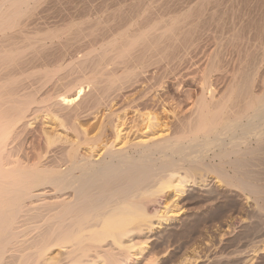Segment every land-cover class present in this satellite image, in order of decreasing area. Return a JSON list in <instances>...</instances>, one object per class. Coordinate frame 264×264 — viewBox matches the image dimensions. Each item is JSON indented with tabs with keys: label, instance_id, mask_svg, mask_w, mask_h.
<instances>
[{
	"label": "bare ground",
	"instance_id": "6f19581e",
	"mask_svg": "<svg viewBox=\"0 0 264 264\" xmlns=\"http://www.w3.org/2000/svg\"><path fill=\"white\" fill-rule=\"evenodd\" d=\"M69 1L0 0V264H264V3Z\"/></svg>",
	"mask_w": 264,
	"mask_h": 264
},
{
	"label": "rangeland",
	"instance_id": "374dc122",
	"mask_svg": "<svg viewBox=\"0 0 264 264\" xmlns=\"http://www.w3.org/2000/svg\"><path fill=\"white\" fill-rule=\"evenodd\" d=\"M78 1L79 2L81 1L82 2V0H70L69 2H78ZM102 1H105V0H102ZM261 1H262V3H264L263 2L264 0H261ZM261 1H257L258 2L257 4H254L256 2H253L254 5H257V6H255L256 9H254L255 8V7H253L254 5L251 4V6L253 5L252 7H253L254 10H257L259 12L262 7L264 8V4L262 5V7L260 6L261 5ZM246 2H247L246 3V6H249L250 3H252L250 1H246ZM83 3H84V5H93V4L96 5L98 3L97 6H99L100 5L99 3H102V2H101V0L100 1L99 0H84ZM242 4L245 6V1L242 2ZM258 4H260V5H258ZM259 6L261 8H259ZM255 14H254L253 17H258V19H255V18L252 17V20L255 19L256 22H258L259 19H260V17H259L260 15L255 16ZM262 18H264V17H262ZM255 20H253V21H255ZM253 21L250 20V22H253ZM259 22H262V21H259ZM204 41H202V43L200 44V47L199 48H201V50L198 51V64L200 65L199 66L200 69H201L202 65L204 66V65H206L208 63V60H209V58H210V56H211V54L213 53V50H214V48H213L214 47L213 46L214 41L213 40H211L210 38H205ZM229 51L230 50H227L225 52H229ZM225 52H223V54ZM230 52L228 53V55H226L227 53H225V57L227 58V57H229L231 55L230 56L231 59L230 58H227L226 60H224L225 59V58H223L224 55L223 54L221 55L222 56L221 57L222 60H220V62L222 61L221 64L225 63V65H226L228 63V65L226 67L224 66V64H223L222 67H220V65H219V67L222 68L221 70L224 71V73L221 72L223 76L226 74L225 71H227V73L230 75V73L234 70V68H236L238 66L237 65L238 62H236L237 61V58H238L237 54L234 53L233 51H230ZM233 54H236L237 57L236 56H233ZM219 59H220V57H219ZM228 60H230V63L228 62ZM231 62H232V65H231ZM229 70H230V72H228ZM156 75H159V74H156ZM217 75L214 73L213 76H212V79L215 76L216 77L219 76V75L218 76ZM184 77L185 78L183 79V76H180V77L179 76H176L175 77L174 75H168L166 77V80H164V83H163L164 85L162 87V91L160 90L158 92V94L160 95V98H161L160 100L161 101H160V104L155 107V109H157L155 111V114L158 113L157 115L159 117H162V118H160L161 119V122L164 123V124H166V125H169L170 126L171 125L170 123H173V125H174V123H176L177 119L180 120L183 116H186L184 118H188L192 114L191 111H193L194 101H195L196 96L199 93V91H198V87H197L196 83L194 82V80H192L193 82L190 81V80H185L187 78H186V76H184ZM220 81H222V80H219V85L220 86L218 88L221 89L223 84ZM136 87H138V86H136ZM223 88L221 90L220 89L219 90L222 91ZM137 89H139V87L136 88L135 90H137ZM160 105H162L163 109H162V107ZM121 114L123 115V113H121ZM125 114H126L125 119H127V126L129 124L132 125V122H129L128 120H130V119L131 120H133V119L135 120L136 119L135 118L136 116L131 111H129V112L125 113ZM122 115H121V118L124 117ZM179 116H180V118H179ZM176 117H177V119H176ZM174 119H176V121H174ZM171 121H173V122H171ZM42 122L43 121H39L37 124H33V126L34 125L35 126H38L39 123H40V125H42L43 124ZM167 123H169V124H167ZM221 233H222V236L220 235ZM223 233H224V231H221L220 234H219V236H217L218 241H219V237L220 236H221L220 237L221 240H224L225 239V235ZM223 235H224V237H223ZM216 241L217 240L215 239V242Z\"/></svg>",
	"mask_w": 264,
	"mask_h": 264
}]
</instances>
